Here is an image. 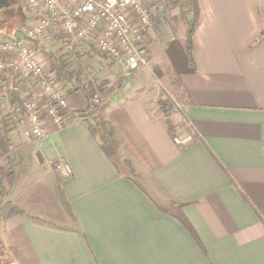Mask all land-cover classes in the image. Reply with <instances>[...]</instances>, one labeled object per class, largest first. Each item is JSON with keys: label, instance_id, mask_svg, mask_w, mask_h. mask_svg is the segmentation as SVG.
Here are the masks:
<instances>
[{"label": "crops", "instance_id": "crops-1", "mask_svg": "<svg viewBox=\"0 0 264 264\" xmlns=\"http://www.w3.org/2000/svg\"><path fill=\"white\" fill-rule=\"evenodd\" d=\"M165 5L150 7L152 25L137 31L135 41L148 43L151 64L176 77L182 132L191 139L173 141L168 118L154 115L150 97L117 92L101 97L97 110L119 142L117 156H109L84 118L72 115L87 100L56 82L64 94L63 124L44 117L43 140L70 175L62 177L57 166L26 170L13 187L2 179L8 192L0 199V264H264V37L254 3L199 0L192 65L186 19L172 24ZM44 43L31 50L48 67ZM83 53L89 62L100 60L88 45ZM0 56L8 95L32 94L45 106L46 95L17 53ZM27 137L20 132L17 144H28Z\"/></svg>", "mask_w": 264, "mask_h": 264}, {"label": "rangeland", "instance_id": "rangeland-1", "mask_svg": "<svg viewBox=\"0 0 264 264\" xmlns=\"http://www.w3.org/2000/svg\"><path fill=\"white\" fill-rule=\"evenodd\" d=\"M16 1L19 6L16 4L14 7L16 6L19 10L15 9L9 15H6L9 19V25L4 27L6 34H12L14 32L17 34H19L18 32L25 33L28 28L35 25L39 18L35 15L34 11L29 10V7L25 5L24 1ZM250 1H260L259 14L264 20V0ZM183 3L184 0H169L167 2L166 8L168 7V9L166 12L167 15H169L168 17L170 21H172V24L178 25L177 22L179 18H183L182 16L185 10ZM19 7L26 10L27 23L24 28H20L19 31H17L14 25L20 22L22 15V11ZM12 9L13 7H11V10ZM132 17L134 18V16ZM153 19L152 13L150 26L152 25ZM172 24L168 23V25ZM136 25H138L137 21ZM148 30L145 32L146 37L148 36ZM58 32L59 30L55 32L56 36L54 32L51 33L50 37L52 36L53 39L49 38L46 40V37H43L38 39L39 41H35L33 43L30 42V45L33 48L35 45H38L40 41H44L45 48L51 50V53L65 54L66 51H72L73 55L65 60V70L77 72L79 74L86 94H88L91 98L90 104L92 106H97V110L101 97H117V92L125 97L131 96V93L132 95H138L139 93L140 96L150 97L151 100L148 101V104L154 115L168 118L170 126H172L173 130L171 135L173 141L175 137H179L180 140H183L189 136V133L182 132V128H184L183 131H185V126H182L184 123L178 112L180 110L181 103L175 99L176 97L182 96L183 92L176 84V77L173 76L170 71H167L166 69L164 70L162 67L159 68V66H157L158 64L154 62L151 64V55L147 52V50L145 51L148 43L142 45V43L139 42L140 45H138L144 49V54L148 59V65L140 68L139 70L129 72L125 69L122 58L114 61L104 60L101 64L100 60L102 58L100 57V54H97V57L100 60L97 59L96 62L87 61L88 56L86 55L87 57H85L83 53L85 45L76 41L73 48L69 50L66 48L67 46L64 45V42L59 40L61 32L60 34H58ZM4 42L5 40L1 41L0 44ZM162 46L163 42L159 43V50H157L158 60L164 58L161 48ZM88 64L92 67H88ZM49 68L50 63L48 65V69ZM56 85L59 86V83H56ZM130 90H134L135 93ZM28 97H30V99L38 98L33 97L32 94ZM73 97H79V99L86 104V97L83 92L76 91L73 94ZM26 100L27 98L20 99V97H10L7 90H5L0 84V199L4 198L8 192L7 189L5 190L1 186L2 179L9 181V186L13 187L16 185L17 177L20 174L25 173L26 170L33 171L36 169V171H48L54 170L53 167L57 168V166H60L63 170L65 169L66 164L61 161L56 148L50 149V147H46L45 141L48 140L44 138L45 135L43 137H36L31 133V125L27 119V112L24 108ZM84 107L85 106L79 107V109H84ZM157 110L160 111V114L157 113ZM80 112L82 113L79 118H83L84 113L83 111ZM20 132H27L28 137L25 139V142L28 144H17ZM189 139H191V135ZM177 145L181 146L180 144ZM21 147H25L26 149L23 150ZM68 173L69 174L65 173V176H61L68 177L70 175V169H68Z\"/></svg>", "mask_w": 264, "mask_h": 264}, {"label": "built area", "instance_id": "built-area-1", "mask_svg": "<svg viewBox=\"0 0 264 264\" xmlns=\"http://www.w3.org/2000/svg\"><path fill=\"white\" fill-rule=\"evenodd\" d=\"M39 18L33 27L27 29L22 39L8 40L0 44V52H15L19 66L36 80L40 91L47 98L45 106L39 105L38 98L28 97L24 104L31 133L36 137L45 135L44 117L48 116L56 127L63 124L65 107L63 91L53 82L48 67L39 62L31 50V43L43 37L47 40L51 30H59V38L67 49H72L75 42L92 47L102 59L124 61L129 72L148 65L144 49L136 44L135 34L150 26V5L158 0H22ZM159 3V2H157ZM136 18L138 25L130 18ZM54 32V34H55ZM56 36V34H55ZM44 39V40H45ZM31 42V43H30ZM43 41H40L42 43ZM12 65V64H11ZM6 66L0 56V71ZM34 97V96H33ZM63 110V111H62ZM185 139L174 138L177 144H184ZM68 166L65 165L66 174Z\"/></svg>", "mask_w": 264, "mask_h": 264}, {"label": "trees", "instance_id": "trees-1", "mask_svg": "<svg viewBox=\"0 0 264 264\" xmlns=\"http://www.w3.org/2000/svg\"><path fill=\"white\" fill-rule=\"evenodd\" d=\"M163 0H158L157 2L162 3ZM169 0H164L165 3H167ZM152 3L150 7L155 8L159 10L157 7L159 3ZM254 3V11L257 15L258 21L260 23V30H259V36L264 37V20L260 17V10H259V3L260 1L253 2ZM18 5V2L16 0H9V7L8 8H2L0 9V35H3L5 39L8 40H17L20 36L21 32L12 33V34H6V31L4 30V27L9 25V19L6 17V15H9L12 11L19 10L14 7V5ZM185 10L183 13V18L186 19V29L184 31V41H185V48H186V56H187V62L189 65H192V37L193 33L198 25L199 18H200V6H199V0H184L183 3ZM19 6V5H18ZM11 7L13 9L11 10ZM22 11L21 20L19 23L15 24L17 31H19L20 28H24L27 23V15L26 10L22 7H19ZM164 11L168 9L163 7ZM162 9V12H164ZM150 13L152 15V11L150 9ZM24 34V33H21ZM146 51V50H145ZM94 52H97L94 50ZM72 54V51H66L65 54L61 53H50L49 59H50V77L52 78L53 82H59L63 84V86L69 85V91H81L85 94L86 100H87V106L84 109V119L83 122L90 132V134L97 139L100 146L103 148V150L107 153L109 156H117V148L119 145L117 136L115 134V131L109 121L103 120L98 114H97V106H92L90 104V96L86 94L85 88L83 87L82 81L79 77V74L77 72H72L65 70V60L69 58ZM13 97V96H11ZM182 97V96H179ZM82 112L73 113L72 115L76 116L77 118L81 115Z\"/></svg>", "mask_w": 264, "mask_h": 264}, {"label": "water", "instance_id": "water-1", "mask_svg": "<svg viewBox=\"0 0 264 264\" xmlns=\"http://www.w3.org/2000/svg\"><path fill=\"white\" fill-rule=\"evenodd\" d=\"M9 7V0H0V9L8 8Z\"/></svg>", "mask_w": 264, "mask_h": 264}]
</instances>
